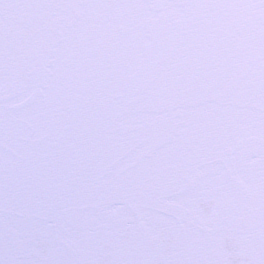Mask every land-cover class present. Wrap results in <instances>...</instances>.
<instances>
[{"label":"snow or ice","instance_id":"snow-or-ice-1","mask_svg":"<svg viewBox=\"0 0 264 264\" xmlns=\"http://www.w3.org/2000/svg\"><path fill=\"white\" fill-rule=\"evenodd\" d=\"M0 264H264V0H0Z\"/></svg>","mask_w":264,"mask_h":264}]
</instances>
